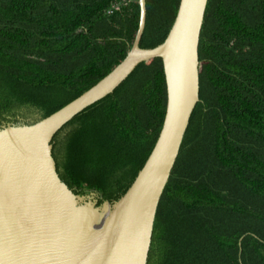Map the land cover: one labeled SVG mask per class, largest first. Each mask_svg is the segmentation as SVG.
<instances>
[{"label":"trees","instance_id":"1","mask_svg":"<svg viewBox=\"0 0 264 264\" xmlns=\"http://www.w3.org/2000/svg\"><path fill=\"white\" fill-rule=\"evenodd\" d=\"M181 0H146L140 47L166 39ZM139 0H0V124L54 114L127 56ZM200 100L161 197L147 264H264V0H209ZM161 58L139 64L53 139L61 180L119 200L163 127ZM31 118V120L29 119Z\"/></svg>","mask_w":264,"mask_h":264},{"label":"water","instance_id":"2","mask_svg":"<svg viewBox=\"0 0 264 264\" xmlns=\"http://www.w3.org/2000/svg\"><path fill=\"white\" fill-rule=\"evenodd\" d=\"M209 0H181L161 44L143 49L146 0L125 59L96 85L38 122L0 128V264H147L158 206L200 100L199 45ZM161 58L167 108L159 138L127 192L99 205L75 194L53 157V139L136 69Z\"/></svg>","mask_w":264,"mask_h":264},{"label":"flooded vegetation","instance_id":"3","mask_svg":"<svg viewBox=\"0 0 264 264\" xmlns=\"http://www.w3.org/2000/svg\"><path fill=\"white\" fill-rule=\"evenodd\" d=\"M4 126V124H0V128H2Z\"/></svg>","mask_w":264,"mask_h":264},{"label":"rangeland","instance_id":"4","mask_svg":"<svg viewBox=\"0 0 264 264\" xmlns=\"http://www.w3.org/2000/svg\"><path fill=\"white\" fill-rule=\"evenodd\" d=\"M31 120V118H29ZM32 121V120H31Z\"/></svg>","mask_w":264,"mask_h":264}]
</instances>
